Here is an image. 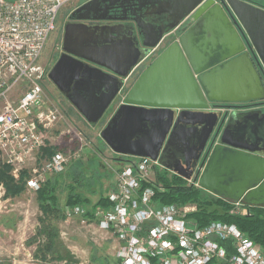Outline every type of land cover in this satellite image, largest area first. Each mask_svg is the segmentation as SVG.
<instances>
[{"label":"water","instance_id":"95a60500","mask_svg":"<svg viewBox=\"0 0 264 264\" xmlns=\"http://www.w3.org/2000/svg\"><path fill=\"white\" fill-rule=\"evenodd\" d=\"M68 18L133 22L147 50L155 48L164 35L186 20L190 22L142 71L123 105L101 131V138L119 155L158 159L165 168L189 179L197 161L181 172L163 162L164 152L179 133V120L174 122L170 111L205 110L212 103L228 109L241 104H264V10L245 1L88 0L71 11ZM66 65L69 67L64 68ZM58 71H63L64 82H59ZM95 72L99 71L69 56L68 60L61 58L48 74L92 126L114 97L107 96L102 106H91L104 84L91 78ZM80 75H87V80ZM121 85L122 81L116 83L115 93ZM83 91L88 94L87 100ZM207 116L199 129L216 127L219 114ZM225 119L226 114L217 126L215 138L219 137V141L214 144L212 140L210 152L193 181L223 200L261 205L256 199L264 196V156L227 141L230 127L224 125ZM207 142L203 137L200 149Z\"/></svg>","mask_w":264,"mask_h":264},{"label":"built area","instance_id":"2783aa9c","mask_svg":"<svg viewBox=\"0 0 264 264\" xmlns=\"http://www.w3.org/2000/svg\"><path fill=\"white\" fill-rule=\"evenodd\" d=\"M257 1L256 7L264 10L263 0ZM67 2L0 0V158L16 177L45 146L47 132L63 119L44 96L41 81L46 72L39 58ZM69 160V154L56 151L31 170L26 187L36 192L49 176L63 173ZM119 164L111 168L115 182L105 196L108 207L75 205L65 210L66 218L95 225L117 240L115 264H264V244L235 224L211 221L200 226L189 218L195 204L158 205L156 189H164L156 176H180L158 159L128 157ZM197 170L189 179L181 177L200 188L193 181ZM230 204V213L249 215L242 200Z\"/></svg>","mask_w":264,"mask_h":264},{"label":"rangeland","instance_id":"374dc122","mask_svg":"<svg viewBox=\"0 0 264 264\" xmlns=\"http://www.w3.org/2000/svg\"><path fill=\"white\" fill-rule=\"evenodd\" d=\"M86 1L88 0H68L59 10L56 18V28L49 35L39 58V63L46 72L44 80L41 81L44 96L49 103L56 105L60 109L63 119L57 122L47 132L45 146L36 153L34 161L30 162L22 170L26 171L29 176L35 166H39L42 162L49 159L50 156L42 155V149H45L50 144L51 146L57 147L55 151H62L70 155L69 163L66 165L62 176L59 177L58 185H55L56 194L59 198L57 207H60V210L58 214L44 218L38 207V201L34 191L26 188L19 196L4 199V187L2 186L3 188L0 189V264H115V249L111 239L108 237L104 238V235L97 233L92 235V231H89V229L81 228L77 219L70 218L65 220L60 217L61 208L63 211L65 207L68 193L67 188L69 184L71 185L74 182L72 176L78 174V169H76L75 165L76 161L82 160L84 162L85 174L89 175L91 166L89 163L87 164L88 159L86 157L89 160L97 156L101 159V162L105 164L107 170L101 172V175L96 173L98 175L96 181L100 186V189H96V192L102 190L105 195L109 183L114 181L115 178L111 168H113V164L118 162V159L121 157L118 154V156L114 155L116 153L107 146L100 136L103 124L108 117V111L104 113L99 122L94 126L86 124V121L81 119L83 117L78 114L68 116L67 109L69 102L57 91L54 84L47 77V71L51 67L49 54L53 52L56 55V50L52 48H54L56 43H60V38H57V36L61 32L62 25H65V23L68 24L70 22L68 18L70 12ZM116 23L122 24L121 22ZM22 91L21 89L17 90V95ZM238 115L234 111L230 117L228 116L225 119L224 124L228 126L233 120L239 117ZM216 130V127L212 130H206L204 137L207 138L209 146L212 140H215L214 144H216ZM79 137L81 141H79ZM88 151H92L94 155L92 158H90L91 155L88 156ZM75 153L76 155H73ZM201 155L197 156V160L201 158ZM113 156H117V159H113ZM10 172L14 174L12 169ZM49 178L52 180L51 183L54 184L58 177L51 175ZM95 196L93 201H95L94 199H98V195ZM188 204L193 205L192 203ZM44 225L52 227V229L56 228L58 232L57 237L52 241L53 249L49 252L46 250V244L49 241L43 233V230H45Z\"/></svg>","mask_w":264,"mask_h":264},{"label":"crops","instance_id":"0c3cea01","mask_svg":"<svg viewBox=\"0 0 264 264\" xmlns=\"http://www.w3.org/2000/svg\"><path fill=\"white\" fill-rule=\"evenodd\" d=\"M258 2L259 1H257V0H252V1L249 0V2H247V3L252 5L253 7H256L259 4ZM121 23L122 24L112 22V21H107V20H105V21H103V20L93 21L92 20L91 22L72 21L71 20L68 24L65 23V25H62L61 32L57 36V38H60V41H61V35L63 34V37H62V40L64 43V49H62L63 54L59 58H57L56 56L54 57L56 59L53 58L52 62L54 64L52 65V68L50 69V71H51L57 65L58 61L61 58H65L66 60H68V57L72 56L76 60L80 61L81 63L87 64V65L93 67L96 71H99V72H95L93 74H90V75H92L91 78L99 79L100 81H102L104 83L102 88H100V90L97 91L98 95L96 96V98L94 97V100L91 102V106L94 108L102 106L105 99L107 98V96H109V95L114 96L102 114V116H103L104 113L108 111V117H107L106 122L103 124L102 130L106 127L107 123L109 122L111 117L114 115L117 108H119L121 105H123L124 99L126 97L128 90L134 84V82L139 77V75L142 73V71L166 48V46L168 44H170L175 38L176 39L178 38L176 36L177 35L176 33L180 28L179 27L178 29L173 30V31L171 30L170 33L164 35L163 39L158 43V45L155 48L147 50L142 45V40L140 39V37L137 33L136 27H134V23L133 22H121ZM81 35H83V37H82L83 41H84L83 43L81 41L82 40ZM99 37L105 38L106 43L104 45H100L99 43H96V40H98ZM66 38L68 39V44H67ZM127 39L134 43V46H135L134 51H137L139 53L135 56L134 59H132L131 61H129L125 65L124 71H119L118 68L124 63V61H126V58H125L126 57L125 56L126 51H128L129 55L132 53L130 48L126 49L124 47V45H125L124 41H126ZM123 42H124V45L122 44ZM66 44L68 45L69 49L66 48ZM59 47H60V43H56L54 48H52L53 50H56V55H57V52L59 50ZM53 54H54L53 52H51V54H49V60L52 58ZM70 66H72V65H70ZM65 67H69V65L64 66V68ZM49 72H48V74H49ZM62 73H63V71H58L59 82H64V77H63ZM48 74H47V77H48ZM80 77L84 81L87 80V75H80ZM118 81H122V85H121L118 93H115L114 92L115 85H116V83H118ZM51 82L54 84L57 91L62 96H64L63 93L61 92V90L57 87V85L53 81H51ZM82 94H83L84 98L87 100V98H88L87 92H86V95H85L84 91ZM64 98L69 102V107L67 109V115L69 116L72 114H74V115L78 114V115L83 117L81 119L85 120L86 124L90 125L88 123V120L83 116V114L81 112H79L77 110V108L65 96H64ZM80 105L83 106V105H85V103L80 104ZM209 105L210 106L208 107V109H205V110L178 109V110H172L170 112H172L174 115V122L176 120H179V125L182 127H183V125L181 122H184L182 119L183 115H185V116L189 115V114L190 115H192V114L201 115V121H202L203 118H209V116H207V115L218 113L219 119H218V123L216 124V128H217L220 120L224 117L225 114H226V119H227L228 116L230 117L234 113V111H236V113L239 114L238 115L239 117H237L235 120H233V123L229 124L230 128L228 130V135H229L228 137H230L231 139L233 137H235V138L241 139V140L244 137H246L247 139H243V142H241L243 144V146H247V145L252 146V144L250 143L251 140L249 138H256L257 141H254V142H256L257 144H260L263 141L264 128L262 127V124H261V122H262L261 116L264 115V108L257 109V108H253V107H248L249 106L248 104L247 105L241 104V105H238L241 107L230 108V109L225 108V107H217V103H212ZM197 112H199V113H197ZM88 113H93V110L92 111L89 110ZM102 116L100 117V119L102 118ZM244 118H246V119H245V121H243L242 124L234 125L235 121L240 122ZM99 120L96 122V124L99 122ZM224 125H226V124H224ZM178 136H179V133H176L174 135V139L172 138L170 144L172 143L173 146H176V144L173 142H176L175 139H178ZM167 139H168V137H167ZM218 141H219V137L217 138L216 143ZM207 145H208V142L205 144V146L203 148L204 150H205ZM164 146H165V144L163 145V147ZM48 147H52V148L57 149L56 146H51V144L48 145ZM46 149H47V147H46ZM42 150H43L42 155L48 156V154H46L44 152V149H42ZM202 152H203V150H202ZM87 153H88V156L91 155L90 158H92L94 156L92 154V151H88ZM114 155H117V154H114ZM117 156H113V159H117ZM86 159L89 160V158H87V157H86ZM163 162H165V161L163 160ZM165 164L168 167H171L174 170H177V168L171 166L170 164H168L166 162H165ZM113 165H114L113 167H116V166L119 167L120 164L115 162V164H113ZM197 168H198V165L195 166L194 170L196 171ZM106 169H104L103 172H105ZM11 175L14 177L13 174H11ZM14 178L17 179L16 176ZM114 182H115V178H114V181L109 183V186L106 189L105 196H106L108 190L110 189V187L114 184ZM205 192L209 193L207 191H205ZM209 194H211V193H209ZM2 195H3V192H2ZM94 197H96V196L93 195L90 197V198H92L91 199L92 201H93ZM4 199H9V198H4ZM94 200L96 201V199H94ZM243 203H245V202H243ZM250 205H252V204H250ZM262 206H263V204H262ZM68 219H70V218H66V216H65V220H68ZM74 219H77V218L74 217ZM80 226H81V228L89 229V231H92V233H91L92 235L97 233L100 235H104V238L108 237L109 239H111L113 241L114 249H115V253H116L118 243H117V240L113 236H111L109 233H105V232L100 231L95 225L87 227V226L80 224ZM114 260H115V258H114Z\"/></svg>","mask_w":264,"mask_h":264},{"label":"trees","instance_id":"16d2710c","mask_svg":"<svg viewBox=\"0 0 264 264\" xmlns=\"http://www.w3.org/2000/svg\"><path fill=\"white\" fill-rule=\"evenodd\" d=\"M252 1V0H251ZM44 152L51 156L55 153V148L47 147ZM123 161V160H121ZM78 174L73 175L74 182L69 184L68 193L66 196L65 207L61 208V218L65 219V210L68 207L80 205L94 209L95 207H108L107 199L100 190L96 192V189H100L99 183H97L98 175H101L105 164H103L100 158L97 156L94 159L88 160L87 164L91 166L90 174H85V166L82 160L75 162ZM107 170V169H106ZM11 168L4 164L0 158V184L4 187V198H13L22 194L26 190V179L28 178L27 172L22 171L18 178L15 179L11 175ZM96 173H99L96 175ZM73 174V173H72ZM62 173L55 175L58 177L55 183L52 184V180L47 178L46 182L39 187L35 192L38 207L44 218L50 215L58 214L60 207L59 198L56 194V184L59 183V177ZM102 178V176H100ZM157 184H160L163 191L156 189L155 201L160 204H176L185 205L192 203L196 205V211L189 215V218L197 222L200 226H204L211 221H222L226 223L235 224L247 237L256 243L264 244V207L261 206H249V215L241 216L238 214L230 213V202L206 193L203 189L188 185L187 182L177 175H169L167 172L158 174L156 176ZM93 182V183H91ZM101 192V193H100ZM98 195L96 201L91 200V196ZM44 225L45 230L43 233L46 235L49 241L47 251L53 249L52 241L58 235V232L52 227ZM116 263V260H115Z\"/></svg>","mask_w":264,"mask_h":264},{"label":"flooded vegetation","instance_id":"af4514ba","mask_svg":"<svg viewBox=\"0 0 264 264\" xmlns=\"http://www.w3.org/2000/svg\"><path fill=\"white\" fill-rule=\"evenodd\" d=\"M69 21H71V20H69ZM91 21L92 20L83 21V22H91ZM189 24H190V22L188 20H186L180 26L178 32L180 31L181 28L186 27ZM177 34H179V33H177ZM62 37H63V34L61 35V41H60V47H59V50H58V54L57 55L53 54L52 58L49 60V63L51 65L50 69L52 68V65L54 64L52 62L53 58L55 56L57 58H59L63 54L62 49H64V43H63ZM82 37H83V35H81V39H82L81 41L83 43L84 41H83ZM66 41H67V44H68V39L67 38H66ZM105 42H106L105 38H101V37H99V39L96 40V43H99L100 45H104ZM124 42H125V45H124ZM124 42L122 43L124 45V47L126 49L130 48L132 53L129 55L128 51H126V55H125L126 56L125 57L126 61H124V63L118 68L119 71H124L125 65L129 61L134 59L135 56L139 53L137 51H134V47L135 46H134L133 42H131L128 39L126 41H124ZM67 44H66V48L69 49ZM54 59H56V58H54ZM50 69H48L47 74L50 71ZM248 105H249L248 107H253V108H257V109L264 108V104H261V105L257 106V105H254V103H249ZM182 119L184 121V122H181L183 127L179 125L176 128L178 130V132H179L178 139H175L176 142H173V143L176 144V146H173V144L171 143L168 146L167 150L164 152V155H163V160L166 163L170 164L171 166L177 168V170L180 171V172L188 170V168H190L189 166L192 165L195 161H197L196 165H198V168H200V164H202L204 162V160H206V155L208 154V152H210L209 151L210 147H209V145H207L205 150L203 149V152H201L199 154V155L202 154L201 158H198V160H196L197 159V152H198V150L201 147L202 139H203V137H204V135L206 133V129H199V124H201V122H200L201 121V115H194V114H192V115L189 114V115H186V116L183 115ZM245 119L246 118L242 119L240 122L239 121H235L234 125L242 124L243 121H245ZM261 120H262V122H261L262 127L264 128V115L261 116ZM184 127L186 129H184ZM195 134H196L197 137L193 138V136ZM228 136L229 135H227V138H226L227 141H229L232 144H236V145H240V146H243V144L241 143V142H243V139H247L246 137H244L242 140L241 139H237L235 137H233L231 139ZM249 139L251 140L250 143L252 144V146L251 145H247V146H244V147H248V149H251L253 151H257L258 153H261L264 156V138H263V141L260 144H257L256 142H254V141H257L256 138H249ZM120 156L122 158L120 157V159H119L120 161L118 160L117 163H120L121 160H126L127 159V157L125 155H120ZM256 200L261 202V205H259V206L264 207V196H261L260 198H258ZM262 204H263V206H262Z\"/></svg>","mask_w":264,"mask_h":264},{"label":"bare ground","instance_id":"6f19581e","mask_svg":"<svg viewBox=\"0 0 264 264\" xmlns=\"http://www.w3.org/2000/svg\"><path fill=\"white\" fill-rule=\"evenodd\" d=\"M106 43V42H105ZM107 45V44H106ZM109 56V55H108ZM106 58V57H105ZM104 59V58H103ZM244 205L249 209V206H251L250 204H248V203H244ZM231 211V210H230ZM242 216V215H241Z\"/></svg>","mask_w":264,"mask_h":264}]
</instances>
